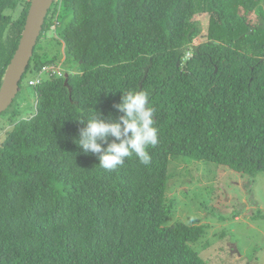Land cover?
<instances>
[{"label":"trees","instance_id":"16d2710c","mask_svg":"<svg viewBox=\"0 0 264 264\" xmlns=\"http://www.w3.org/2000/svg\"><path fill=\"white\" fill-rule=\"evenodd\" d=\"M17 3L0 0V85L30 6L12 18ZM60 5L70 20L59 30ZM260 18L264 0H55L41 33L55 27L75 70L32 87L29 115L13 111L1 126L0 264H210L207 243L195 250L206 224L168 223L167 167L184 157L264 171ZM181 49L191 57L177 66ZM41 50L34 71L61 66ZM131 89L150 98L158 144L147 166L132 156L104 170L73 142L77 119L92 108L117 120L114 105Z\"/></svg>","mask_w":264,"mask_h":264},{"label":"rangeland","instance_id":"374dc122","mask_svg":"<svg viewBox=\"0 0 264 264\" xmlns=\"http://www.w3.org/2000/svg\"><path fill=\"white\" fill-rule=\"evenodd\" d=\"M17 1L14 8L6 10L12 18L30 0ZM61 6L54 15L56 20L62 18L59 30L70 20V16L62 17ZM38 40L34 51L41 47L42 58L56 56L64 70H75L74 64L63 63L64 46L56 39L55 32L41 33ZM197 43L198 40L194 44ZM33 75L30 61L19 83L20 92L0 114V130L13 111L19 117L29 115L34 98L27 81ZM167 177L165 197L171 199L172 208L168 223L188 222L193 218L208 226L200 246L195 247L200 256L206 250L202 245L207 243L204 258L208 257L210 264H264V171L250 177L213 162L178 157L169 160ZM229 247L233 250H228Z\"/></svg>","mask_w":264,"mask_h":264},{"label":"clouds","instance_id":"9594fccd","mask_svg":"<svg viewBox=\"0 0 264 264\" xmlns=\"http://www.w3.org/2000/svg\"><path fill=\"white\" fill-rule=\"evenodd\" d=\"M51 31L54 34V26ZM185 54L184 51L181 56L183 60ZM120 93V103L114 105L116 111L121 113L118 119L113 121L110 116L105 118L91 108L92 116L77 119L82 126L78 129V136L73 140L85 154L97 157L98 167L108 171L116 170L125 163L126 158L132 156L141 164L149 165L151 156L148 149L158 144L156 116L148 94L136 89Z\"/></svg>","mask_w":264,"mask_h":264},{"label":"water","instance_id":"95a60500","mask_svg":"<svg viewBox=\"0 0 264 264\" xmlns=\"http://www.w3.org/2000/svg\"><path fill=\"white\" fill-rule=\"evenodd\" d=\"M53 1L54 0L30 1V6L26 15L25 24L18 42V46L6 67L0 85V114L8 109L18 94L19 83L30 64L35 45L41 34L45 18L52 6ZM255 28L256 27L251 26L248 33H252ZM257 28L264 29L263 18L259 19ZM187 38H189V36ZM190 48L192 49L194 46L191 45ZM184 51L185 49H181L177 53V66H179V62ZM149 67L150 65L145 68V74L141 83H139V88H141L142 82L146 78Z\"/></svg>","mask_w":264,"mask_h":264},{"label":"built area","instance_id":"2783aa9c","mask_svg":"<svg viewBox=\"0 0 264 264\" xmlns=\"http://www.w3.org/2000/svg\"><path fill=\"white\" fill-rule=\"evenodd\" d=\"M191 57L190 52H186L184 60ZM64 74L60 65L47 64L34 71V75L27 81L28 86L35 87L43 82L47 77H61Z\"/></svg>","mask_w":264,"mask_h":264}]
</instances>
